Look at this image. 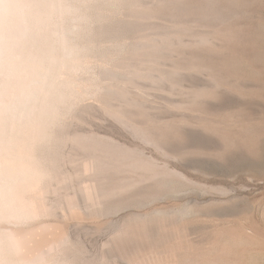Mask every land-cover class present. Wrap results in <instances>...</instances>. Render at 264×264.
Returning <instances> with one entry per match:
<instances>
[{
  "label": "rangeland",
  "instance_id": "1",
  "mask_svg": "<svg viewBox=\"0 0 264 264\" xmlns=\"http://www.w3.org/2000/svg\"><path fill=\"white\" fill-rule=\"evenodd\" d=\"M21 1L0 264H264V0Z\"/></svg>",
  "mask_w": 264,
  "mask_h": 264
},
{
  "label": "bare ground",
  "instance_id": "2",
  "mask_svg": "<svg viewBox=\"0 0 264 264\" xmlns=\"http://www.w3.org/2000/svg\"><path fill=\"white\" fill-rule=\"evenodd\" d=\"M21 1V0H20ZM19 0H0V94H3L4 93V91H7L6 90V87L8 86V84H7V82L8 83H10L11 84V80H7L10 76H12L11 74H17V73H15V71H19V70H17L18 68H19V66H18V68H15L13 65H12V61H14L13 60V54L14 55H17L19 52H20V56H21V52L22 51H18L20 48H24V46L22 47V45H23V43H24V41L29 37V34H30V23L28 24V12H27V8H26V5H24V4H22V3H24L25 1H21L20 2ZM67 1V0H66ZM47 2V1H46ZM68 3V2H67ZM29 6H32L31 4L29 5ZM65 6V5H64ZM53 8V7H52ZM52 8H50V9H52ZM55 8V7H54ZM58 8H60V6L58 7ZM36 9V8H35ZM49 9V10H50ZM56 9V8H55ZM68 9V8H67ZM31 11L33 10L32 8L30 9ZM70 10V9H69ZM54 11V10H53ZM60 11V10H59ZM68 12V11H67ZM56 13H58V12H56ZM71 13V12H70ZM71 15V14H70ZM66 16V15H65ZM38 17V16H37ZM47 17V16H46ZM35 18H36V16H35ZM42 18V17H41ZM48 18H49V16H48ZM47 18V19H48ZM37 19V18H36ZM43 19V18H42ZM49 20V19H48ZM37 21V20H36ZM35 21V22H36ZM43 21H44V19H43ZM46 21V20H45ZM44 21V22H45ZM52 23V22H51ZM45 24H46V22H45ZM49 25H51V24H49ZM39 26H40V22H39ZM44 26V25H43ZM37 27V26H36ZM41 28V27H40ZM59 29V28H58ZM35 30H38V28L37 29H35ZM57 31V30H56ZM32 32H33V30H32ZM65 32V31H64ZM33 33H35V31L33 32ZM38 33V32H37ZM44 33V32H43ZM32 34V33H31ZM34 35V34H33ZM64 35V34H63ZM35 37V36H34ZM36 38H38V37H36ZM66 40V39H65ZM58 41H59V39H58ZM67 41V40H66ZM38 42V41H37ZM41 42V41H40ZM60 42V41H59ZM69 42V41H68ZM32 44H36V42H34V43H32ZM71 44V43H70ZM24 45H25V43H24ZM37 45H39L38 43H37ZM36 45V46H37ZM26 46V45H25ZM27 47V46H26ZM59 48V47H58ZM28 49V48H27ZM73 49H75V48H73ZM59 51V50H58ZM74 51V50H73ZM72 51V52H73ZM76 51V50H75ZM82 51V50H81ZM16 52V53H15ZM40 52V51H39ZM38 52V53H39ZM43 52V51H42ZM65 52L66 53H71L70 52V50H68V49H65ZM30 53V52H29ZM33 53V52H32ZM36 54V53H35ZM41 54V53H40ZM45 54V53H44ZM22 55H24V53H22ZM30 55H31V53H30ZM19 56V55H18ZM41 56V55H40ZM43 56V55H42ZM62 56H63V54H62ZM65 56V55H64ZM63 56V57H64ZM72 56H73V54H72ZM17 57V56H16ZM31 57V56H30ZM38 57V56H37ZM49 57H51V55L49 56ZM70 57V56H69ZM26 58V57H25ZM28 58V57H27ZM35 58V57H34ZM41 58H43V57H41ZM74 58V57H73ZM19 59V58H18ZM22 59V58H21ZM33 59V58H32ZM45 59V58H44ZM48 59V58H47ZM46 59V60H47ZM53 59V58H52ZM54 59H55V57H54ZM57 59V58H56ZM59 59V58H58ZM63 59V58H62ZM34 60H36V59H34ZM61 60V59H60ZM81 60V59H80ZM27 61V60H26ZM45 61V60H44ZM48 61V60H47ZM69 60H67V62H68ZM15 62V61H14ZM19 62H20V60H19ZM22 62V61H21ZM24 63H26L25 61H23ZM27 62H29V61H27ZM32 62V61H31ZM36 62V61H35ZM16 63V62H15ZM15 63H13L14 65H16ZM24 63H22L23 65H24ZM52 63H53V60H52ZM31 64H33V63H31ZM44 64V63H43ZM54 64V63H53ZM64 64H66V63H64ZM25 65H27V63L25 64ZM28 65H30V64H28ZM40 65V64H39ZM41 65H42V63H41ZM59 65V64H58ZM31 66V65H30ZM33 66V65H32ZM46 66V65H45ZM37 67H39V68H37V70H39V69H42L43 68V66H42V68L40 67V66H38L37 65ZM33 68H34V66H33ZM46 68V67H45ZM54 68V67H53ZM58 68V67H57ZM60 68V67H59ZM77 68V67H76ZM24 69V68H23ZM47 69H48V67H47ZM50 69V68H49ZM48 69V70H49ZM26 70V69H25ZM53 70V69H52ZM52 70H49V73L50 74H52ZM62 70H65V68L64 69H62ZM77 70V69H76ZM22 71V70H21ZM24 71V70H23ZM32 71V70H31ZM51 71V72H50ZM33 72V71H32ZM37 72H39V71H37ZM41 72V71H40ZM40 72L38 73V74H40ZM43 72H45V70L43 71ZM42 72V73H43ZM19 73V72H18ZM29 74V73H28ZM32 74V73H31ZM13 75V76H14ZM34 75V74H33ZM33 75H31V76H33ZM36 76V75H35ZM52 76V75H51ZM22 77V76H21ZM47 77H48V75L45 73V74H41L40 75V78H34V79H32V80H29L30 82L24 87V88H21V91L19 92V94H17V97L15 98V102H14V106L12 107V108H10V109H8L9 111H11V110H14L15 111V116H17L18 117V119H21V121H23L22 119L23 118H28L30 115V113H32V111H31V108H32V106H31V104L34 102V100H36V98L38 97V95H39V93L43 90V91H46L48 88H47V86H48V84L49 83H51V82H47V80H49V78L50 77H48V79H47ZM18 78V77H17ZM32 78V77H31ZM63 80V79H62ZM21 81V80H20ZM69 81V80H68ZM48 83V84H47ZM15 84V83H14ZM70 84V83H69ZM76 85V84H75ZM53 86V85H52ZM83 86V85H82ZM8 87H10V85L8 86ZM7 87V88H8ZM73 88V87H72ZM79 88V87H78ZM69 89V88H68ZM11 90V88L9 89V91ZM49 90V89H48ZM9 91H7V92H9ZM51 91H52V89H51ZM61 91V90H60ZM69 91V90H68ZM74 91V90H73ZM76 91V90H75ZM12 92V91H11ZM18 92V91H17ZM44 93V92H43ZM8 94V93H7ZM42 94V93H41ZM44 95V94H43ZM54 95V94H53ZM64 95V94H63ZM71 95V94H70ZM82 95V94H81ZM2 96H5V93H4V95H1V98H3ZM9 96V95H8ZM42 96V95H41ZM76 96V95H75ZM12 97V96H11ZM6 98H7V96H6ZM5 98V99H6ZM39 99V98H38ZM79 99V98H78ZM2 100L3 99H1V102H2ZM7 101V100H6ZM4 102V101H3ZM36 105V104H35ZM38 105H40V104H38ZM7 106V105H6ZM61 106V105H60ZM38 107V106H37ZM44 107V106H43ZM46 108H48V107H46ZM57 108V107H56ZM39 109V108H38ZM43 109V108H42ZM33 110V109H32ZM41 110V109H40ZM47 110V109H46ZM34 111V110H33ZM1 112H3V111H1ZM36 112V111H35ZM37 112H39V111H37ZM36 112V113H37ZM55 112V111H54ZM5 113H6V108H5ZM8 113V112H7ZM2 115V114H1ZM46 115V114H45ZM5 117H7V116H5ZM9 117V116H8ZM32 117V116H31ZM30 117V118H31ZM36 117V116H35ZM0 118H2V117H0ZM10 118V117H9ZM32 118H34V117H32ZM26 120V119H25ZM53 120V119H52ZM1 121H2V119H1ZM0 121V122H1ZM17 122H19L18 120H16ZM20 121V122H21ZM45 121V120H44ZM12 123V122H11ZM22 123V122H21ZM1 124H2V122H1ZM13 124V123H12ZM9 126V125H8ZM5 127H7L6 125H5ZM15 128V127H14ZM13 128V129H14ZM34 128V127H33ZM2 129V128H1ZM10 130H12V128L10 129ZM15 130V129H14ZM21 130V129H20ZM150 131V130H149ZM19 132V131H18ZM4 133V132H3ZM5 135V134H4ZM1 136V135H0ZM8 140V139H7ZM4 141V140H3ZM9 144V143H8ZM2 146V145H1ZM4 157V156H3ZM3 157H2V159H3ZM7 159V158H6ZM9 159V158H8ZM0 160H1V158H0ZM152 160V159H151ZM2 161V160H1ZM104 161V160H103ZM124 162V161H123ZM1 163V162H0ZM4 163V162H3ZM2 163V164H3ZM18 163V162H17ZM16 164V163H15ZM108 164V163H107ZM4 165V164H3ZM11 165V164H10ZM19 166V165H18ZM15 167H17V166H15ZM2 168V167H1ZM29 168V167H28ZM13 169V168H12ZM17 169V168H16ZM26 170V169H25ZM12 171V170H11ZM16 171V170H15ZM18 171H21V170H18ZM17 171V172H18ZM24 171V170H23ZM17 172H15V173H17ZM20 174V173H19ZM22 174V173H21ZM25 174H26V172H25ZM2 175V174H1ZM10 175V174H9ZM16 175V174H15ZM23 175H24V173H23ZM17 176V175H16ZM15 176V177H16ZM20 176H22V175H20ZM1 177V176H0ZM18 177V176H17ZM3 178V177H2ZM1 178V179H2ZM12 179H15L14 177L12 178ZM3 180V179H2ZM16 180V179H15ZM18 180V179H17ZM101 181V180H100ZM6 182V181H5ZM4 182V183H5ZM1 183V182H0ZM27 184V183H26ZM7 185V184H6ZM10 187V186H9ZM4 191V190H3ZM1 193H4V192H1ZM1 195V194H0ZM4 196V195H3ZM1 197V196H0ZM15 199V198H14ZM16 200V199H15ZM2 201V200H1ZM2 203H3V201H2ZM6 204V203H5ZM7 204H9V203H7ZM17 204V203H16ZM18 205V204H17ZM187 205V204H186ZM190 205V204H189ZM4 208H5V206H3ZM19 207V206H18ZM7 209H9V208H7ZM24 210V209H23ZM185 210V209H184ZM189 210V209H188ZM6 211V210H5ZM13 211H16V210H13ZM18 211V210H17ZM21 211V210H20ZM156 211V210H155ZM162 211V210H161ZM160 211V212H161ZM7 212H9V211H7ZM7 212H5V215H6V213ZM4 213V212H3ZM14 213V212H13ZM18 213V212H17ZM189 213V212H188ZM8 214V213H7ZM16 214V213H15ZM15 214H14V216H15ZM154 214V213H153ZM155 214H157V212L155 213ZM4 215V216H5ZM12 214H8V216L9 217H7V218H13L14 216H11ZM17 215L18 214H16V216L15 217H17ZM187 215V214H186ZM4 216H2V217H4ZM137 216V215H136ZM135 216V217H136ZM1 217V216H0ZM152 217V216H151ZM162 217V216H161ZM18 218V217H17ZM17 218H15V219H17ZM20 218V217H19ZM177 218V217H176ZM151 219V218H150ZM6 220V219H5ZM9 220V219H8ZM11 220V219H10ZM9 220V221H10ZM14 220V219H13ZM149 221V220H148ZM11 222H14V221H11ZM16 222V221H15ZM139 223V222H138ZM169 223V222H168ZM178 223V222H177ZM137 224V223H136ZM142 225V224H141ZM175 226V225H174ZM168 227V226H167ZM177 227V226H176ZM184 228V227H183ZM167 234V233H166ZM9 239V238H8ZM15 241H16V239H15ZM0 242H2V241H0ZM61 242V241H60ZM16 243V245H17V242H15ZM7 244H9V243H7ZM12 244H14V242L12 243ZM43 244V246H45L43 249H41V250H39V251H37V252H34L33 250H31V252H28L27 254H25V257L23 258L22 257V259L23 260H21V261H23L21 264H38L39 262H41L40 261V256L41 255H47L48 253H49V249L46 247V246H48L49 245V242L47 241V242H45V243H42ZM140 244V243H139ZM1 246V245H0ZM10 246V245H9ZM60 245L58 244V246H56L57 248L59 247ZM2 247V246H1ZM6 247V246H5ZM1 249V248H0ZM7 249V248H6ZM11 251V250H10ZM6 252H7V250H6ZM9 253V252H8ZM7 253H5V255H6ZM10 254V253H9ZM1 255V254H0ZM4 255V253H3V256H5ZM7 256V255H6ZM49 256V255H48ZM13 257V256H12ZM11 258V257H10ZM9 258V259H10ZM14 258V257H13ZM1 259V258H0ZM44 259V258H43ZM4 260V259H3ZM6 260V259H5ZM45 260H47L46 258H45ZM10 261V260H9ZM52 261L53 262H55L54 260H53V258H52ZM1 262V261H0ZM8 262V261H7ZM11 262H12V260H11ZM11 262H9V264H12ZM18 262H20V261H18ZM50 262V261H49ZM57 262V261H56ZM55 262V263H56ZM2 263V262H1ZM5 263V262H4ZM3 263V264H4ZM17 263V262H16ZM39 264H41V263H39Z\"/></svg>",
  "mask_w": 264,
  "mask_h": 264
}]
</instances>
